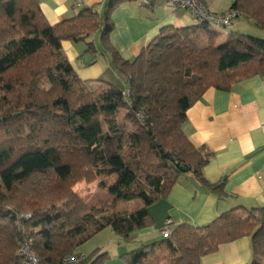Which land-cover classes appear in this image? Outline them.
Instances as JSON below:
<instances>
[{
  "label": "trees",
  "instance_id": "trees-1",
  "mask_svg": "<svg viewBox=\"0 0 264 264\" xmlns=\"http://www.w3.org/2000/svg\"><path fill=\"white\" fill-rule=\"evenodd\" d=\"M74 1L78 11L51 24L39 0H0V264H23L27 237L43 264H62L107 227L132 240L154 225L149 208L167 199L184 173L223 196L224 182L202 175L214 152L184 132L186 112L210 87L229 91L264 74V39L235 30L220 39L221 30L196 17L194 24L164 27L126 59L111 41L112 14L129 0L80 7ZM229 10L264 30V0H234ZM97 33L124 88L82 79L63 50V41ZM87 52H97L93 39ZM80 181H97L112 204L143 205L109 212L108 201L89 203L73 189ZM171 229L124 254L126 264H201L221 244L245 236L250 264H264V207L239 205L205 225ZM106 257L100 250L81 264H105Z\"/></svg>",
  "mask_w": 264,
  "mask_h": 264
},
{
  "label": "crops",
  "instance_id": "crops-1",
  "mask_svg": "<svg viewBox=\"0 0 264 264\" xmlns=\"http://www.w3.org/2000/svg\"><path fill=\"white\" fill-rule=\"evenodd\" d=\"M39 1L51 24L73 16L77 9L73 7L74 0ZM201 1L215 14L228 11L212 9L208 0ZM101 2L83 0L78 7ZM127 3L113 13L116 28L111 34L113 45L126 59H134L164 27L196 22L185 9L164 0H157L152 6ZM160 5L167 8L164 15L156 13ZM91 39L95 41L97 52H87L86 42ZM63 50L84 80H107L109 75L116 76L109 54L102 52L100 39L95 35L85 41L65 40ZM183 130L195 145H205L214 152L211 161L202 169V175L211 183L224 182V194L217 195L192 172L184 173L168 198L149 208L156 225L170 219L171 227L181 223L202 226L239 205L264 207V74L236 82L229 91L208 88L188 108ZM150 228L139 231L136 236ZM251 260V239L245 236L221 244L216 252L204 256L201 264H250Z\"/></svg>",
  "mask_w": 264,
  "mask_h": 264
},
{
  "label": "rangeland",
  "instance_id": "rangeland-1",
  "mask_svg": "<svg viewBox=\"0 0 264 264\" xmlns=\"http://www.w3.org/2000/svg\"><path fill=\"white\" fill-rule=\"evenodd\" d=\"M82 1L83 0H81L80 2ZM128 2L129 3L127 4L131 6H135L139 3L142 4L140 0H129ZM208 2L210 3L212 9L217 8L223 10H229L230 5L232 3V1L230 0H208ZM165 7L166 6L164 5L157 6L155 9L156 13H158L159 15H164L165 12H167V8ZM100 8L102 10L103 6L101 5ZM78 9L79 8L76 9V12L78 11ZM115 11H117V9ZM185 12L191 15L190 11L186 9ZM112 20L114 22L113 14ZM233 23V26H219V30L223 32H221L220 34V39H224L226 37V34L232 30L241 31L243 33L264 39V30L259 28L253 20L245 16H240L236 18ZM95 36L100 38V33L95 34ZM112 71L116 73V76L110 77L109 75L107 77V80L116 83L120 87L124 88L125 83L123 76L115 70ZM40 85L45 88L48 87V79L46 77H42ZM73 189L81 196L86 197L89 203L103 204V202L108 201L110 206L109 212L117 211L122 213H128L134 211L135 209L143 205V202L140 199L132 201H119L115 204L110 203L112 201V196H110L106 190L100 189L97 185V181H80L73 186ZM165 226L166 223L156 225V223L154 222L153 228H150L145 231L146 233H140L132 240H124L119 238L111 227H107L95 236H93L83 245H81L77 249V252L83 253L86 256H90L91 254L101 250L103 252H107L105 264H126L124 254L134 248L141 246L142 244H147L153 242L155 239H160L162 237V229L165 228Z\"/></svg>",
  "mask_w": 264,
  "mask_h": 264
},
{
  "label": "built area",
  "instance_id": "built-area-1",
  "mask_svg": "<svg viewBox=\"0 0 264 264\" xmlns=\"http://www.w3.org/2000/svg\"><path fill=\"white\" fill-rule=\"evenodd\" d=\"M143 5H152L157 2V0H140ZM177 8H182L190 11V13L196 17L198 20L208 21L213 27L218 28L219 26H231L233 21L238 15L235 10H228L223 14H215L211 12L201 0H164ZM20 217L24 216L29 218L30 215L20 214ZM171 220L168 219L165 228L162 229V234L164 237H168L171 234L170 227ZM32 238L27 237L20 247V255L23 257V264H43L33 253L32 250ZM86 259V255L83 253H74L66 256L62 264H81Z\"/></svg>",
  "mask_w": 264,
  "mask_h": 264
}]
</instances>
